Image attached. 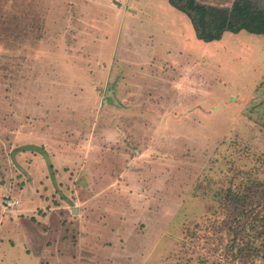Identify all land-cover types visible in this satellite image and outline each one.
<instances>
[{"label": "rangeland", "instance_id": "374dc122", "mask_svg": "<svg viewBox=\"0 0 264 264\" xmlns=\"http://www.w3.org/2000/svg\"><path fill=\"white\" fill-rule=\"evenodd\" d=\"M164 6L0 0V264H264V37Z\"/></svg>", "mask_w": 264, "mask_h": 264}, {"label": "trees", "instance_id": "16d2710c", "mask_svg": "<svg viewBox=\"0 0 264 264\" xmlns=\"http://www.w3.org/2000/svg\"><path fill=\"white\" fill-rule=\"evenodd\" d=\"M170 6L185 14L199 41L213 43L221 41L227 34L247 32L264 37V6L253 0H235L231 8H221L200 3L197 0H168ZM264 184H252L244 200L260 201L264 198ZM264 227V215L260 218Z\"/></svg>", "mask_w": 264, "mask_h": 264}, {"label": "crops", "instance_id": "0c3cea01", "mask_svg": "<svg viewBox=\"0 0 264 264\" xmlns=\"http://www.w3.org/2000/svg\"><path fill=\"white\" fill-rule=\"evenodd\" d=\"M165 13H167L168 14V18L169 17H172V16H174V17H180V18H182V19H184L185 21H186V23L188 24V26L192 29L191 31H192V33H193V35H194V38H195V40L197 39V37H196V34H195V32H194V30H193V26H192V24H191V22H190V19L188 18V20L184 17V16H179V14L178 13H176V11L174 10V8H172L171 6H170V4H169V2L167 1V0H165ZM172 15V16H171ZM226 37V36H225ZM224 37V38H225ZM223 38V39H224ZM222 39V40H223ZM221 40V41H222ZM197 41V40H196ZM221 41H219V42H221ZM200 42H202V41H200ZM199 43V42H198ZM204 43V42H203ZM213 43H215V42H213ZM202 44V43H201ZM208 44H212V43H208ZM204 45V44H203Z\"/></svg>", "mask_w": 264, "mask_h": 264}, {"label": "built area", "instance_id": "2783aa9c", "mask_svg": "<svg viewBox=\"0 0 264 264\" xmlns=\"http://www.w3.org/2000/svg\"><path fill=\"white\" fill-rule=\"evenodd\" d=\"M14 203L13 202H9L8 206L11 207Z\"/></svg>", "mask_w": 264, "mask_h": 264}]
</instances>
